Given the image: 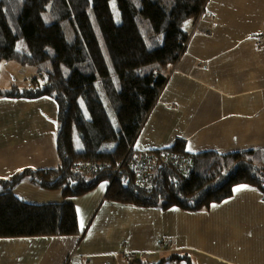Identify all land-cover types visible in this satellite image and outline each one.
I'll list each match as a JSON object with an SVG mask.
<instances>
[{
  "label": "trees",
  "instance_id": "obj_1",
  "mask_svg": "<svg viewBox=\"0 0 264 264\" xmlns=\"http://www.w3.org/2000/svg\"><path fill=\"white\" fill-rule=\"evenodd\" d=\"M207 1L0 0V64L18 60L43 72L41 80L34 76L37 86L0 89V96L55 99L59 158L55 168L27 167L0 179V238L80 234L72 198L104 181L108 200L191 211L231 197L238 184L264 192V148L192 154L179 138L158 151L186 156L191 169L167 162L144 184L133 167L137 137L168 80L164 69L184 53L187 23ZM25 179L61 190L65 200L36 204L18 198L12 189ZM168 260L194 264L177 254L152 264Z\"/></svg>",
  "mask_w": 264,
  "mask_h": 264
},
{
  "label": "crops",
  "instance_id": "obj_2",
  "mask_svg": "<svg viewBox=\"0 0 264 264\" xmlns=\"http://www.w3.org/2000/svg\"><path fill=\"white\" fill-rule=\"evenodd\" d=\"M186 28V49L164 69L168 80L135 149H168L179 138L192 154L264 148V0H208ZM57 118L50 96H0V179L58 165ZM239 186L247 187L198 211L109 201L99 187L72 198L80 234L0 238V264H129L131 252L149 264L175 254L194 264H264V192ZM12 192L28 203L65 200L61 190L28 179Z\"/></svg>",
  "mask_w": 264,
  "mask_h": 264
},
{
  "label": "built area",
  "instance_id": "obj_3",
  "mask_svg": "<svg viewBox=\"0 0 264 264\" xmlns=\"http://www.w3.org/2000/svg\"><path fill=\"white\" fill-rule=\"evenodd\" d=\"M187 42L188 40L186 41V45ZM167 162H173L179 168L191 169V162H188L186 156L168 151L159 152L158 150H145L138 152L136 154V159L134 160L133 167L138 174L139 181L141 183L147 184L150 180L151 171L156 166ZM136 257L137 256L135 252H131L128 254V259L130 261L135 260Z\"/></svg>",
  "mask_w": 264,
  "mask_h": 264
},
{
  "label": "rangeland",
  "instance_id": "obj_4",
  "mask_svg": "<svg viewBox=\"0 0 264 264\" xmlns=\"http://www.w3.org/2000/svg\"><path fill=\"white\" fill-rule=\"evenodd\" d=\"M188 39H189V37H188ZM19 48L21 50L26 51V48H25L23 43H21L19 45ZM45 67H49L50 70L52 69V67H50V66H45ZM0 70H1L0 85L6 83L7 81L8 82L9 81H15L19 85H21V83L23 84L25 81H27L28 83H30V81H31V84L26 86V88H31L32 83H34V76L38 75V78L41 80L42 79V75H43V72L38 73V69H37L36 66H34V65H24L21 62H19L18 60L17 61L16 60H11V61H8V62L2 61L1 64H0ZM31 71H33L34 73H31ZM37 85H38V83L35 86H37ZM21 87L24 89V86L21 85ZM41 97H43V96H40V97H37V98H41ZM37 98H35V99H37ZM57 120H58V118H57ZM76 165L78 167L82 168V169H86L87 168L85 165H83L80 162L77 163ZM108 184H109L108 181H104V182L100 183L96 188L105 187V192H106ZM93 190H91V191H93ZM91 191H89V192H91ZM66 200H70V199H66ZM106 200H108V199H106ZM109 201H111V200H109ZM136 258H135V260H137Z\"/></svg>",
  "mask_w": 264,
  "mask_h": 264
},
{
  "label": "snow or ice",
  "instance_id": "obj_5",
  "mask_svg": "<svg viewBox=\"0 0 264 264\" xmlns=\"http://www.w3.org/2000/svg\"><path fill=\"white\" fill-rule=\"evenodd\" d=\"M244 187H247V186H239V187H237L236 189H234V191H240L242 188H244ZM213 206H215V205H213Z\"/></svg>",
  "mask_w": 264,
  "mask_h": 264
}]
</instances>
